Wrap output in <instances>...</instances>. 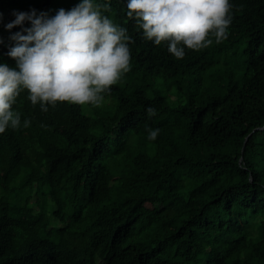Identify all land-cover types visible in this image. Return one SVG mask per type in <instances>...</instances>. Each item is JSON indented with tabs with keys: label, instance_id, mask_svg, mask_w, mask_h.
Wrapping results in <instances>:
<instances>
[{
	"label": "trees",
	"instance_id": "obj_1",
	"mask_svg": "<svg viewBox=\"0 0 264 264\" xmlns=\"http://www.w3.org/2000/svg\"><path fill=\"white\" fill-rule=\"evenodd\" d=\"M81 2L0 0V63L16 67L13 12ZM94 2L127 28L130 70L100 107L17 97L21 127L0 134V264H264V0H230L227 40L179 60L127 0Z\"/></svg>",
	"mask_w": 264,
	"mask_h": 264
},
{
	"label": "clouds",
	"instance_id": "obj_2",
	"mask_svg": "<svg viewBox=\"0 0 264 264\" xmlns=\"http://www.w3.org/2000/svg\"><path fill=\"white\" fill-rule=\"evenodd\" d=\"M126 8L127 19L135 21L144 38L157 46L166 42L178 60L186 48L198 52L227 40L232 19L230 0H127ZM109 9V4L82 0L54 16L13 12L15 19L6 28L20 26L22 31L10 37L15 46L8 56L16 67L0 63V134L21 127V114L13 105L25 90L31 104L44 112L58 102L102 106L105 94L130 70L131 59V37L127 28L103 14ZM26 21L31 27H23ZM146 111L149 117L156 112L152 107ZM30 123L24 120L23 127ZM157 136L158 130H150L148 139Z\"/></svg>",
	"mask_w": 264,
	"mask_h": 264
},
{
	"label": "rangeland",
	"instance_id": "obj_3",
	"mask_svg": "<svg viewBox=\"0 0 264 264\" xmlns=\"http://www.w3.org/2000/svg\"><path fill=\"white\" fill-rule=\"evenodd\" d=\"M69 110H70V106H69L68 104H65V105L62 107V109H61V116H62V117H68V115H69ZM158 153H159L160 156H166V155H168V154H171V152H170V151H167V150L163 147L162 144H160L159 147H158ZM179 185H180L179 182H177V181H175V180L172 181V191H171V193H170V197H172V196L174 197V196L176 195V191H177Z\"/></svg>",
	"mask_w": 264,
	"mask_h": 264
}]
</instances>
